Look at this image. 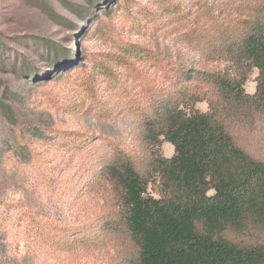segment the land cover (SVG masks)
<instances>
[{
	"label": "rangeland",
	"instance_id": "374dc122",
	"mask_svg": "<svg viewBox=\"0 0 264 264\" xmlns=\"http://www.w3.org/2000/svg\"><path fill=\"white\" fill-rule=\"evenodd\" d=\"M256 22L264 0H0V264H138L108 170L130 162L145 196L171 199L169 113L225 109L264 163V105L232 107L215 82L256 94L258 70L232 58ZM221 237L264 246V225Z\"/></svg>",
	"mask_w": 264,
	"mask_h": 264
},
{
	"label": "trees",
	"instance_id": "16d2710c",
	"mask_svg": "<svg viewBox=\"0 0 264 264\" xmlns=\"http://www.w3.org/2000/svg\"><path fill=\"white\" fill-rule=\"evenodd\" d=\"M232 47L236 63L244 60L258 70L257 91L253 96L243 92L244 75L235 81L218 74L221 95L232 107L264 105V24H252ZM196 72L188 68L185 74ZM210 107L209 114L166 115L162 135L174 156L157 167L175 189L171 199L145 196L146 185L130 162L108 170L123 190L127 229L139 246L138 264H264L263 245L240 248L221 237L226 228L264 225V163L250 157L219 123L216 117L225 109Z\"/></svg>",
	"mask_w": 264,
	"mask_h": 264
}]
</instances>
